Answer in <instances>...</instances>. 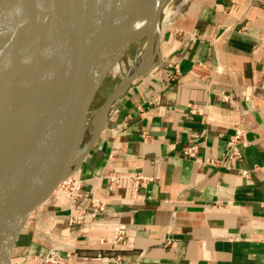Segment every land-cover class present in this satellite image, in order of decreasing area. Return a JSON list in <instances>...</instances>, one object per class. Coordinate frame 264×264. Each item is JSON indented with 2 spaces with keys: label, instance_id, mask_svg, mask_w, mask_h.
<instances>
[{
  "label": "crops",
  "instance_id": "obj_1",
  "mask_svg": "<svg viewBox=\"0 0 264 264\" xmlns=\"http://www.w3.org/2000/svg\"><path fill=\"white\" fill-rule=\"evenodd\" d=\"M172 3L183 15L164 27L159 61L116 101L75 175L82 199L55 196L14 264L40 246L57 248L62 264H105L95 260L111 254L100 240L119 224L126 264H264V0ZM136 172L157 178L138 199L129 182L110 190L107 178ZM92 198L106 212L71 226Z\"/></svg>",
  "mask_w": 264,
  "mask_h": 264
},
{
  "label": "water",
  "instance_id": "obj_2",
  "mask_svg": "<svg viewBox=\"0 0 264 264\" xmlns=\"http://www.w3.org/2000/svg\"><path fill=\"white\" fill-rule=\"evenodd\" d=\"M172 1L50 0L38 29L24 16L26 4L33 9L29 0H0V264H14L20 238L35 233L55 196L70 199L75 175L101 135L84 142L89 120L153 66L125 79L95 109L99 93L135 43L146 38L150 46L149 33ZM74 158L77 168L60 173ZM54 249L26 252L20 264H47Z\"/></svg>",
  "mask_w": 264,
  "mask_h": 264
},
{
  "label": "built area",
  "instance_id": "obj_3",
  "mask_svg": "<svg viewBox=\"0 0 264 264\" xmlns=\"http://www.w3.org/2000/svg\"><path fill=\"white\" fill-rule=\"evenodd\" d=\"M168 6L165 9V12L168 11ZM178 16H182L183 14L179 13L176 14ZM174 17L170 18V24L173 22ZM264 89V85H263ZM225 101H229L228 97H225ZM244 138V132L242 130H239L236 137L232 139L228 143V152H227V159L232 161H239L241 160V153L238 149V145L241 143L242 139ZM145 141H147L149 138L145 136ZM197 153V148H190L187 152L189 156H195ZM220 161H214L211 162L212 165L217 166L220 164ZM157 180V178L154 177H148L144 175L142 172H136L131 175H125V174H118V175H112L109 178H107V182H109L110 190L114 191L115 188L119 187L123 184V182H129L133 186V198L138 199L141 194V188L144 185H148L151 183H154ZM81 182L74 181L71 187L70 192V199L71 200H81ZM107 205L102 202L101 199H95L92 198L90 205L87 208H84L80 213L77 214H71L69 217V224L71 226L81 225L84 223H87L90 220L95 219L97 216L102 215L106 212ZM100 244L102 246L109 245V250L111 251V254H105V253H98L95 260H98L100 262H103L105 264H126V260L124 256L118 251L129 245V234L128 229L125 224H119L117 228L114 230L111 239L107 238H101ZM47 264H62L60 259V253L57 250H52V252L49 254L47 258Z\"/></svg>",
  "mask_w": 264,
  "mask_h": 264
},
{
  "label": "bare ground",
  "instance_id": "obj_4",
  "mask_svg": "<svg viewBox=\"0 0 264 264\" xmlns=\"http://www.w3.org/2000/svg\"><path fill=\"white\" fill-rule=\"evenodd\" d=\"M50 0H29L30 6L33 9L27 8V4L25 5V19L32 25L34 21H37L38 25H35L36 28L42 29L43 26L41 25L45 16L47 15L48 6ZM168 22V21H167ZM166 22V24H167ZM45 23V21H44ZM165 23L160 20L150 31L149 38H150V46L147 47L144 52L140 55V57L135 61L133 66L128 71V77L132 78L135 76H141L145 74L147 70L151 68L157 61L160 59L159 54V44L160 40L163 36V27ZM118 39H116L117 42ZM126 59V58H125ZM127 75V74H126ZM114 104H110L108 111L105 113H97L94 117L93 122L86 129V134L84 137V142H88L92 144V141L98 134L103 130L106 119L108 118L109 114L112 112ZM90 144V145H91ZM80 158V156H79ZM78 159L74 158L72 162L64 167L60 168V173H66V175L72 171H74L78 166ZM59 179H63V177H59ZM59 180V181H60Z\"/></svg>",
  "mask_w": 264,
  "mask_h": 264
},
{
  "label": "rangeland",
  "instance_id": "obj_5",
  "mask_svg": "<svg viewBox=\"0 0 264 264\" xmlns=\"http://www.w3.org/2000/svg\"><path fill=\"white\" fill-rule=\"evenodd\" d=\"M171 3L172 2H170L167 5L169 8H168V11L166 13V18H164V15L162 17V21H164V23H165L164 27L166 26V28L170 25V18L171 17H174L173 18L174 20L177 18V15H174L175 14L174 8H175L176 4H174V3L171 4ZM166 22H167V24H166ZM164 27H163V29H164ZM147 43H148L147 39L143 38L131 47L130 51L128 52L126 59L121 62L120 68L117 69L115 71V73H113L109 77V79L105 83V86L102 88L101 92L99 93L97 100L95 102V105H94L95 109H99L100 107H102L107 102V100L110 98V96L114 93V91H116L121 86V84L124 82V80L128 78L129 69L133 66L135 61L140 57V55L147 48ZM94 117L91 118V120H89L87 127L90 125L91 122H93Z\"/></svg>",
  "mask_w": 264,
  "mask_h": 264
}]
</instances>
